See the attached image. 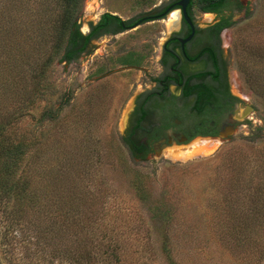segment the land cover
<instances>
[{"label":"rangeland","instance_id":"1","mask_svg":"<svg viewBox=\"0 0 264 264\" xmlns=\"http://www.w3.org/2000/svg\"><path fill=\"white\" fill-rule=\"evenodd\" d=\"M163 1L85 0L80 29L103 11L126 19ZM242 1L249 3L247 13L222 32L221 47L231 92L253 110L226 139L195 137L142 160L132 158L122 140L134 99L160 74L161 45L175 14L92 41L97 47L90 54L69 62L62 51L54 54L41 78L26 65L4 69L8 79L14 76L15 90L2 93L0 114L10 111L12 134L31 141L38 179L50 174L55 227L40 239L36 215L8 230L0 212L2 264H71L64 247L75 254L84 250L76 217L94 211L100 222L85 229L97 231L98 239L111 236L115 255L111 261L99 253L85 264H264V0ZM1 6L8 25L18 19L25 26L37 2L6 0ZM194 17L200 27L214 19L196 6ZM29 37L26 43L37 45ZM122 57L142 68L127 67ZM75 187L86 195L70 199ZM244 223L246 235L232 232Z\"/></svg>","mask_w":264,"mask_h":264},{"label":"flooded vegetation","instance_id":"2","mask_svg":"<svg viewBox=\"0 0 264 264\" xmlns=\"http://www.w3.org/2000/svg\"><path fill=\"white\" fill-rule=\"evenodd\" d=\"M179 1L164 0L155 8L126 19L106 10L101 12L96 20L88 21L85 30L80 29L85 41L81 55L86 56L90 54V50L97 47L92 46V41L106 36L115 37L142 25L163 20L169 14H175L171 30L165 34L161 45L160 74L152 78V89L137 94L122 136L129 151V145L138 150L140 157L137 159L142 160L148 155L159 154L167 146L188 143L195 137L220 138V134L227 132L230 126L235 129L243 123L253 110V106L230 90L227 61L222 55L221 34L232 24L223 26L218 34L214 35L216 26L224 21L223 18L233 23L237 14L242 11L247 13L249 3L228 0L220 14L198 9L203 14L214 15L209 24L200 27L194 17V7L190 6L191 0L186 6L189 22L184 19L182 8L177 3ZM82 10L83 8L81 12ZM105 14L116 15L118 19L105 17ZM211 50L217 54L215 64L205 60ZM204 61L206 62L202 66ZM127 67L142 68L138 64H128ZM203 70H218L220 77L224 78L227 84L218 86L219 83L211 80L208 74L192 77L190 84L195 88L191 93L185 94L182 82L186 76ZM171 86L174 91L170 89ZM207 86H210L212 91ZM247 110V114L239 119L243 116V111ZM230 136L227 135L226 138Z\"/></svg>","mask_w":264,"mask_h":264},{"label":"trees","instance_id":"3","mask_svg":"<svg viewBox=\"0 0 264 264\" xmlns=\"http://www.w3.org/2000/svg\"><path fill=\"white\" fill-rule=\"evenodd\" d=\"M4 1L6 0H0V100L3 98L2 93L9 95L13 89L15 90L14 76L12 75L8 79L4 69L7 73H10L14 68L19 67L22 69L26 65V69L29 68L30 72L32 70L34 75L37 73L38 78H41L46 73L47 68L50 67L54 54L62 51L61 59L69 62L79 57L85 47L84 37L80 32V22H78V15L84 0H50V2L48 0H36L37 7L35 13L25 20V26H21L18 19L17 22H14L15 24L11 22L8 25L6 23L5 16H8V14H4L1 6ZM227 1L191 0L190 6H196L197 9L220 14ZM11 5L19 9L15 4ZM14 10L17 11L16 9ZM104 16L113 20L118 19L116 15L105 14ZM223 20L222 23L216 26L214 35H217L223 26L232 24V22L226 21L225 18ZM27 36H30L31 40L37 45L26 43L27 39L25 38ZM34 38L36 39L34 40ZM216 41L218 40L216 39ZM45 49L47 51L44 52ZM216 55L211 50L205 60L215 64L217 62ZM126 60L129 59L123 60L122 57L121 61L123 64H126L128 62ZM206 61H204L202 66ZM135 62L134 64H138L137 60ZM1 64L3 65L2 71ZM32 65H34L33 68ZM207 74L210 75L211 80L219 83L217 84L218 86H222L223 83L227 84L225 83L226 80L220 77L218 70L213 72L203 70L186 76L182 82L183 92L188 94L194 90L195 86L190 84L192 77H202ZM40 83L38 80L37 84L40 85ZM207 88L212 91L210 86H207ZM31 103L32 101L30 100L28 105H31ZM14 112L13 110L12 113ZM0 115H3L0 119V212H3V217L6 216L5 229L15 230L17 224L22 225L25 222L26 216L32 217L36 215L34 221L38 220L37 226L39 230H35L34 234L37 238L42 239L45 236H49L51 227H55V222L53 217H51V204L49 202L52 200V185L50 180H48L50 174L47 171L43 174L44 180L38 179L40 172H38L36 164L37 153L33 150L31 141L27 139L20 140L12 134L11 127L16 121L13 116H10V111L1 113ZM129 147L132 158L137 159L140 157L137 153L138 150L133 145H129ZM138 149L141 150L143 148ZM60 185L57 188H60ZM74 189L70 195V199L75 200L76 196L79 197V193H81V196L86 195L84 188L77 191L76 187ZM58 191L60 193L65 192L62 188L58 189ZM82 202L86 207L89 204L84 199H82ZM68 203V205L73 206L74 204H79V202L71 200ZM94 203L97 204V202L92 201V204ZM95 212L84 217H76L77 223H73L75 227H82L76 233L80 238L81 248L83 247L84 250L80 254H75L69 247H64L62 255L71 264L91 263L97 260L95 258L99 257V253L101 257L109 256L112 261V256L115 255V250L109 252L110 243L114 240L111 236L98 239L94 233L97 231L88 232L85 229L95 222H100V218L97 215H93ZM63 218L64 221L67 219L66 216L62 217V220ZM246 226L247 223H244L240 231L233 230L232 232L240 236L241 233L246 235L244 233ZM101 249H103L102 252ZM102 262H104L103 259ZM0 264H2L1 261Z\"/></svg>","mask_w":264,"mask_h":264},{"label":"water","instance_id":"4","mask_svg":"<svg viewBox=\"0 0 264 264\" xmlns=\"http://www.w3.org/2000/svg\"><path fill=\"white\" fill-rule=\"evenodd\" d=\"M189 1H190V0H180L179 2H177L178 5H180L181 8H182L184 19L187 20L188 22L190 21V19H189V16H188L187 12H186V6H187V4L189 3ZM245 15H246V12H245V11H242L240 14H237L236 17H244ZM236 17H235V18H236ZM189 37H190V36H189ZM249 107H250V106H249ZM249 109L252 110V107H250ZM247 112H248V110H247V111H243V116L240 117L239 119H242V118L247 114ZM233 132H234V128H233V126H230V128L228 129L227 132H225V133H221V134H220V135H221L220 138H222V137H223V138H226L227 135H232ZM200 138H204V137H200ZM210 138H211V137H210Z\"/></svg>","mask_w":264,"mask_h":264},{"label":"bare ground","instance_id":"5","mask_svg":"<svg viewBox=\"0 0 264 264\" xmlns=\"http://www.w3.org/2000/svg\"><path fill=\"white\" fill-rule=\"evenodd\" d=\"M172 21V20H171ZM173 22V21H172ZM203 140H206V139H203Z\"/></svg>","mask_w":264,"mask_h":264}]
</instances>
